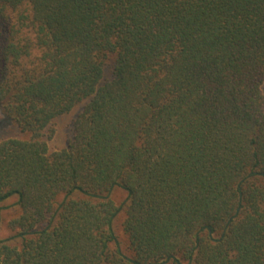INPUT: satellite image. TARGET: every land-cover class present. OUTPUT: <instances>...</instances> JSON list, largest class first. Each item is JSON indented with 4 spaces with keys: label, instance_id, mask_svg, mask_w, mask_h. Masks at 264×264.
<instances>
[{
    "label": "trees",
    "instance_id": "1",
    "mask_svg": "<svg viewBox=\"0 0 264 264\" xmlns=\"http://www.w3.org/2000/svg\"><path fill=\"white\" fill-rule=\"evenodd\" d=\"M263 84L264 0H0V264H264Z\"/></svg>",
    "mask_w": 264,
    "mask_h": 264
},
{
    "label": "rangeland",
    "instance_id": "2",
    "mask_svg": "<svg viewBox=\"0 0 264 264\" xmlns=\"http://www.w3.org/2000/svg\"><path fill=\"white\" fill-rule=\"evenodd\" d=\"M112 66L109 65L105 72V80L112 77ZM264 92V84H263ZM84 104L79 105L70 113L62 115L56 118L50 125L48 135H52L48 140V146L50 152H56L63 150L67 147L73 133V122L79 112L82 110ZM49 137V136H47ZM9 138H27L21 133L20 129L15 126L9 119H7L0 112V142ZM126 194L122 190H117L113 196L116 203L119 205L124 201ZM17 199L12 198L6 202L0 204V217H1V227H0V238L8 239L15 235L10 227L12 220L16 219L20 215V210L14 207ZM121 239L125 238L121 235Z\"/></svg>",
    "mask_w": 264,
    "mask_h": 264
}]
</instances>
